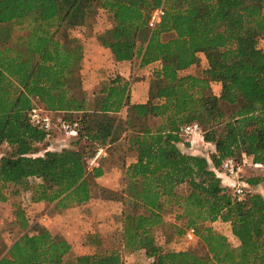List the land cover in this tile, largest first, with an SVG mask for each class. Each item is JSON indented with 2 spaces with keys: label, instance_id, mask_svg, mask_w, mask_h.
Instances as JSON below:
<instances>
[{
  "label": "trees",
  "instance_id": "1",
  "mask_svg": "<svg viewBox=\"0 0 264 264\" xmlns=\"http://www.w3.org/2000/svg\"><path fill=\"white\" fill-rule=\"evenodd\" d=\"M160 7V23L149 29L148 16ZM98 11L112 23L95 38L115 62L160 64L147 101L129 107L124 126L113 116L128 104L130 81L115 76L88 95L74 73L83 44L72 32L89 28ZM258 41L264 43V0H0V145L9 149L0 158V202L24 191L32 203L54 209L87 203L102 174L88 170L87 157L124 134L136 162L124 169L117 227L87 235L95 253L68 264H125V256L138 252L149 264H264V196L250 191L260 179L246 181L249 190L237 201L217 172L227 158L264 163V60L251 62L244 51ZM199 55L206 68L183 75ZM212 83L221 84L219 96ZM32 109L61 113V120L79 123V132L53 150L54 130L47 135L32 126ZM191 123L214 146L211 163L178 148L181 128ZM169 207L176 222L184 220L180 236L192 228L202 250L169 251L157 243L156 230L171 226L163 220ZM15 217L29 230L0 255V264H65L72 247L64 238L30 228L20 209ZM215 222L229 227L236 245L209 226Z\"/></svg>",
  "mask_w": 264,
  "mask_h": 264
},
{
  "label": "crops",
  "instance_id": "2",
  "mask_svg": "<svg viewBox=\"0 0 264 264\" xmlns=\"http://www.w3.org/2000/svg\"><path fill=\"white\" fill-rule=\"evenodd\" d=\"M106 29L107 28L93 30L92 33H89L86 31V28L82 27L72 32V36L81 39L83 44V57L81 62L74 68V73L81 79L82 89L88 95L93 92L100 81L111 79L115 76H119L125 82L130 81L128 104L123 107L119 113L113 116L116 124L124 126L128 121V116L131 115L130 113L132 111L130 108L136 104H143L147 101L149 83L153 71L160 68V64L153 63L142 68H138V66L133 68L131 62H115L110 50L101 47L95 38L96 34ZM184 72H182V74ZM131 76L132 78L130 79ZM51 116L56 119L63 118V114L61 113ZM129 120L131 122L132 117H130ZM124 137V134H121L115 142L111 143L107 156L102 159L99 168H97L101 170L102 174L100 177L94 179L99 186L107 191H119V199L116 201L100 200L102 198H97L98 195H94L91 191V200L83 205L63 210V212L51 218L53 223L56 222L58 225L54 226L53 223H51L52 226L50 228L46 226L50 232H55L58 236L64 238L70 245L76 238L74 230L71 227V225L73 226V222H71V218H69L71 215L79 216V219H77L79 222L76 223V230L78 226L87 225L86 229H82L86 234H105L112 231L113 227H117L116 224L121 213L120 196L124 169L136 162V156L133 153L126 152ZM178 148L181 152L192 155H204L202 152L204 149H207L209 150L207 151L208 157L215 152L213 145L203 141L202 133L195 135L192 140H186V144L182 141L178 144ZM219 177L224 186L238 182L224 175L219 174ZM251 177H258L260 182L250 188V191L252 189V191L264 196V177L258 174V171L253 167L252 158L247 157L242 160L240 181L238 183L245 185L246 181ZM246 188L248 189L247 186ZM46 205L47 204L44 202L34 204L36 208H43ZM58 219H64V221L62 222ZM89 223H91V226ZM95 229L99 231H95Z\"/></svg>",
  "mask_w": 264,
  "mask_h": 264
},
{
  "label": "rangeland",
  "instance_id": "3",
  "mask_svg": "<svg viewBox=\"0 0 264 264\" xmlns=\"http://www.w3.org/2000/svg\"><path fill=\"white\" fill-rule=\"evenodd\" d=\"M111 23H112L111 19L107 14H105L103 11H98L94 17V20L92 21L91 26L89 28H86L87 29L86 31L89 33H92L93 30L95 31V30L104 29V28L108 29L111 27ZM249 45L244 46L246 57H248L247 59H249V61L251 62L261 65L264 60V43L262 41H258L256 48L252 46L251 44ZM204 68H206V61L202 55H199L198 63L195 66H192L188 71L184 72L183 75H186V74L197 75ZM221 87L222 86L219 83H212L211 91L213 95L219 96ZM220 107L224 111H227V107L225 104H221ZM200 129H201V133L203 134L201 127ZM53 132H54L53 138H50L48 140L50 144V148L56 151H60L63 148L67 147L68 137L62 134L58 129H54ZM182 141L184 142V144H186L185 139H183ZM37 149L40 152L38 154H42L43 153L42 152L43 143L39 144L37 146ZM207 151L209 150L204 149L202 152L204 155L197 154L193 156L204 158L209 163H211L210 156L208 157ZM8 152H9V149L7 146L0 145V158L7 155ZM183 153L187 154L185 152ZM187 155H192V154H187ZM238 164L241 166L242 162ZM251 178H254V177H251ZM226 189L228 190L230 195H232V190L228 187H226ZM91 190L94 195L96 196L98 195L97 198H102L100 200L116 201L117 199H119V191H110V190L107 191L103 189L101 186H99L94 180L91 183ZM177 190L179 191V193H184L185 188L180 187ZM232 198H234L233 195H232ZM13 204L15 205L16 209H20L23 212L24 217L27 223L29 224L30 228L35 227L37 225H40L45 228L46 226H48L50 228L52 226L51 223H53L51 218L54 217L55 215L57 216V214L65 210V209H54L53 205H48V204H47L48 206L46 205L43 208H36L34 204H37V203H32L30 201L29 193L24 192V191H20L18 195H13V196L11 195L7 203L0 202V255L4 254L5 250L8 247H10V245L15 240H17L20 236H22L29 230V229L21 228L20 222L15 217L16 209L12 207ZM175 215H176L175 209H173L172 207L166 208L164 210L163 220L165 223H168L171 226L160 227L158 230H156L155 236H156L157 243L161 247H164L166 250H169V251H185L188 249H195L198 251L202 250L203 248L202 244L200 243V241L198 240L196 236H195V239L190 242L184 239L185 233L183 237L180 236V232L184 229V220H181L180 222H176ZM69 218H71L70 221L73 222V226L71 225V227L74 230L76 238H75V241L71 243V247H72L71 254L64 259L65 264L72 262L74 257L77 255L92 254V253H95L96 251L94 247L89 246L85 243L86 236L89 234H86V232L85 231L83 232V230L86 229L87 225H83L80 227L78 226L76 230V223L79 222V220H77L79 219V216L71 215L69 216ZM59 221L63 222L64 219H60ZM89 224L91 226V223ZM53 225L55 226L58 224L54 222ZM209 226L215 232L223 235L227 239L229 244L231 245L237 244L236 239L232 236L230 229L227 225H224L220 222H215V223L210 224ZM113 229L115 228L113 227ZM95 231H99V230L95 229ZM50 233L52 235H57L55 232H50ZM124 262L125 264H149L150 260L144 256L143 252H138L134 255L125 256Z\"/></svg>",
  "mask_w": 264,
  "mask_h": 264
},
{
  "label": "built area",
  "instance_id": "4",
  "mask_svg": "<svg viewBox=\"0 0 264 264\" xmlns=\"http://www.w3.org/2000/svg\"><path fill=\"white\" fill-rule=\"evenodd\" d=\"M164 15V10L160 7L151 11L147 20V27L149 29L154 28L160 23ZM28 119L32 126L37 127L44 131L47 135L50 134L54 129H58L62 134L67 137L76 136L79 132L80 125L76 121H63L61 119L53 120L52 116L40 109H32L28 112ZM201 133V129L198 124L192 123L185 125L180 130V137L185 140H192V138ZM110 149V144L107 143L103 146H97L93 153L87 157L86 166L88 170L97 169L100 166V162L107 156L108 150ZM253 167L259 172L261 176L264 177V163L253 164ZM240 170L241 166L233 159L227 158L222 161L220 168L218 169V176L224 175L229 179L240 181ZM233 183L226 185V187L232 190V195L235 200L242 201L247 193V188L244 184ZM195 231L192 228L186 230L184 239L188 242L195 239Z\"/></svg>",
  "mask_w": 264,
  "mask_h": 264
}]
</instances>
